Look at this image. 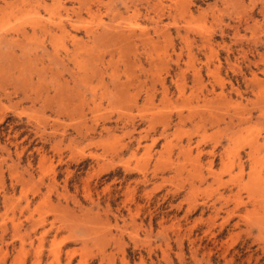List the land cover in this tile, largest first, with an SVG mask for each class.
I'll return each instance as SVG.
<instances>
[{"label":"rangeland","instance_id":"rangeland-1","mask_svg":"<svg viewBox=\"0 0 264 264\" xmlns=\"http://www.w3.org/2000/svg\"><path fill=\"white\" fill-rule=\"evenodd\" d=\"M0 264H264V0H0Z\"/></svg>","mask_w":264,"mask_h":264},{"label":"bare ground","instance_id":"bare-ground-1","mask_svg":"<svg viewBox=\"0 0 264 264\" xmlns=\"http://www.w3.org/2000/svg\"><path fill=\"white\" fill-rule=\"evenodd\" d=\"M125 35V34H124ZM207 40V39H206Z\"/></svg>","mask_w":264,"mask_h":264}]
</instances>
